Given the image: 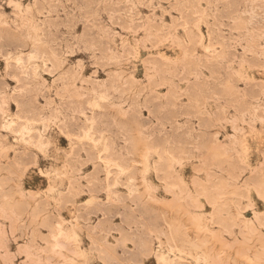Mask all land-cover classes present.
Instances as JSON below:
<instances>
[{"label": "rangeland", "instance_id": "374dc122", "mask_svg": "<svg viewBox=\"0 0 264 264\" xmlns=\"http://www.w3.org/2000/svg\"><path fill=\"white\" fill-rule=\"evenodd\" d=\"M0 264H264V0H0Z\"/></svg>", "mask_w": 264, "mask_h": 264}, {"label": "bare ground", "instance_id": "6f19581e", "mask_svg": "<svg viewBox=\"0 0 264 264\" xmlns=\"http://www.w3.org/2000/svg\"><path fill=\"white\" fill-rule=\"evenodd\" d=\"M248 150V149H247Z\"/></svg>", "mask_w": 264, "mask_h": 264}]
</instances>
